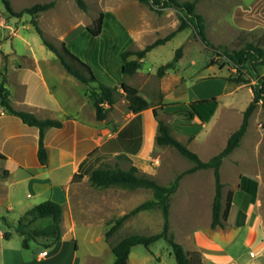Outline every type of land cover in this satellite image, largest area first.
<instances>
[{
  "label": "rangeland",
  "instance_id": "1",
  "mask_svg": "<svg viewBox=\"0 0 264 264\" xmlns=\"http://www.w3.org/2000/svg\"><path fill=\"white\" fill-rule=\"evenodd\" d=\"M9 1L16 11H20L37 3L54 0ZM84 1L87 10L81 9L76 0H58L53 9L40 13L38 20L46 39L58 48L65 43L74 54L91 66L98 82L114 85L117 88V103L109 110L105 125L116 132L133 117L128 111L129 102L121 90V82H125L140 90L141 94L150 101L151 106L156 107L158 118L170 125L171 133L197 152L202 160L208 161L220 153L225 148L229 136L243 121L244 111L253 98L251 87L257 82V76H251L249 69L244 75L237 74L234 65L227 62L220 52L204 44L192 28L179 32L168 43L148 53L142 68L137 73L124 75L121 71V52L143 49L146 45L173 32L180 22L177 10L168 7L159 12L137 0ZM196 10L205 18L206 34L214 45L240 49L246 43H254L264 47V28L258 26L257 29L249 30L248 23L242 21L244 17L240 18L239 14L234 15L235 11L243 12V16L254 14L255 8L249 5V0H242L240 3L236 0H198ZM101 16L103 17L101 34L94 37L88 27L96 30V21ZM0 20H5L0 22V82L6 65V73L8 74L9 67L11 78L6 86L12 94L15 106H19L16 103L17 80L29 73L27 69L34 66V61H39L48 75L49 82L51 84L57 82L59 85L57 95L61 102L73 108V97L90 87L78 82L65 70L58 57L44 44L42 36L31 23L32 16L29 14H24L20 18L11 16L7 13L4 0H0ZM179 47H182V56L177 68L168 70L160 77L158 68L171 61ZM20 65L24 67L19 70ZM263 74L264 66H261L259 75ZM66 77H70L73 79L71 81L75 82L67 80ZM238 77L249 79V83L237 82ZM28 84L26 82V88H31ZM33 89L40 99L44 98L43 93L39 94L37 87L32 86ZM213 97L219 98V106L212 118L191 141L189 134L179 127L183 118L178 115H168L160 108L162 103L188 102ZM148 111L139 120L144 128L153 126L154 133L156 131L157 134L158 122L153 115V108ZM129 131L130 127L121 138H124ZM138 136H135L133 143L139 148L142 141L140 135ZM144 137L147 154L137 161L140 167L139 174H145L160 184L170 185L179 174L194 166V162L183 156L175 147L158 145L153 137L149 141L146 139V134ZM110 156L103 154L99 158L101 162L98 167L109 165L112 168L129 169L132 166L131 159L127 156L122 158L115 156L111 160ZM221 176L224 183L223 203H226L229 191L236 194L231 222L241 223V228L229 230V232L235 231L233 233H236V236L233 242H224V247L233 261L238 264H264V110L261 103L250 118L249 128L241 145L224 159ZM241 176H246L250 180L247 189L250 190V200H246L243 204ZM251 180H257L258 190L255 189V182ZM180 183L177 196L172 197L170 217L171 230L178 240L187 238L196 231L206 232L210 228L215 196L213 170L208 168L188 173L182 177ZM103 189L106 188L95 187L89 180L82 182L79 187L80 191L87 193L86 195H92ZM114 189L130 191L122 187ZM130 193L132 196L128 197L129 206L146 201L153 195V191L147 188L132 190ZM241 204L242 210L238 212ZM252 207L256 221L261 224L258 226L261 230L259 240H262L260 248L257 247L258 242L254 240L246 242L251 226L254 228L258 225L256 221L252 223L253 219L249 213ZM133 221L127 229L119 230V237L160 232L163 226L162 211L155 208L148 212V215L138 223L140 224L138 228L135 227V220ZM1 225H4L2 220H0ZM83 232L79 230V257L84 258L90 250H96L101 253L103 264H108L109 258L114 262L115 256L109 252L104 240L98 246L85 244L82 240ZM45 243L44 240L32 239L29 243L30 248L24 249L21 235L15 233L8 243L6 264H25L27 257L30 259V264H42L37 260L40 252L46 249L51 253L55 249L54 246L48 247ZM137 249L143 252L146 247L139 245ZM151 250L155 254L164 252L168 264H177L172 247L165 240L154 243ZM1 260L0 256V264ZM70 263L71 258L67 257L63 264ZM146 264H156V260Z\"/></svg>",
  "mask_w": 264,
  "mask_h": 264
},
{
  "label": "crops",
  "instance_id": "2",
  "mask_svg": "<svg viewBox=\"0 0 264 264\" xmlns=\"http://www.w3.org/2000/svg\"><path fill=\"white\" fill-rule=\"evenodd\" d=\"M236 2L240 3L242 0H236ZM249 5L255 8L254 14L243 16V12L235 11L234 15L239 14L240 18L247 19L264 14V0H249ZM3 21L5 20H0V22ZM257 28L259 27L254 29ZM9 54L11 56V53ZM23 67L20 65L18 69ZM27 70L29 73L20 77L16 82L18 88L16 103L19 106H15L10 93L13 107L17 110L31 112L40 119H59L63 122V126L46 130L44 145L48 159L47 163L42 165L38 157L39 128L25 124L20 118L0 107V154L4 156L3 159H0V220L4 223L0 226L1 264L7 263L6 254L9 249V241L13 239L15 233L20 234L15 229L19 219L28 210L47 200H54L63 207L60 223L61 239L53 245L55 249L51 253L46 250L47 255L43 256L44 250L41 251L37 260L42 264H63L64 260L69 257L71 258L70 264H103L101 253L96 250H90L84 258L79 257V230L84 231L82 240L85 244L98 246L104 240L108 245L109 252L113 254L112 246L124 238L118 236L119 230L127 229L129 224L134 222L133 220H135V227L138 228L140 226L138 223L154 209L143 210L132 215L107 239L106 232L111 226V221L130 212L144 201L135 206H129L128 197L132 196L130 193L132 190L111 187L97 191L92 195H86L87 193L80 191L79 187L100 165L99 158L105 153L111 155L110 160L118 154L124 153L131 159L132 166L140 169L137 161L147 154L144 147V136L146 134V139L149 141L152 137L155 139L156 136L153 126L144 128L139 120L149 111L145 110L139 116L130 112L133 117L114 132L113 128L105 125L107 118L103 121L97 119L95 108L88 96V90H82L75 95L72 101L74 106L70 108L59 99L57 95L59 85L57 82L52 84L49 82L48 75L39 61H34V66ZM66 78L70 81L73 80L70 77ZM10 80L8 67L5 85ZM26 82L31 85V88H26ZM32 86L37 87L39 94L43 93L44 98L40 99L37 92L32 90ZM104 107L108 108L109 105L104 104ZM130 121H132L130 131L124 135V138H121L120 131ZM138 135L142 141L139 148L133 143L135 136L139 137ZM105 146L106 149H104ZM76 174L83 177L75 181ZM256 181L252 182H255V189L258 190L259 184ZM180 186L173 198L177 196ZM242 191L244 192L241 200L243 204L249 199L250 190L242 188ZM235 202L236 194L234 193L228 225L225 229L221 227L213 229L210 223V228L206 232L196 231L193 235L184 237L182 240H178L174 234L176 241L178 240L187 252H199L203 264H238L233 261L234 259L227 253L223 244L224 242L231 243L235 239L236 233H233L235 231L229 232L230 229L241 228V223L231 222ZM242 204L238 208V212L242 210ZM249 213L253 219L252 223L255 222L254 207ZM256 224H258L257 227L251 226L246 242L254 240L256 243L258 242L257 247L260 248L262 240H259L261 230L258 226L261 224L257 221ZM6 232H11L9 238L5 237ZM21 237L23 243L24 236L21 235ZM39 240H44L45 244L51 242L48 238ZM138 246L132 248L128 264H146L152 260H156V264H168L164 252L155 254L151 250V246L146 247L142 252L137 249ZM169 255L172 254L169 253ZM25 264H30L29 257L25 258ZM108 264H113L112 258H109Z\"/></svg>",
  "mask_w": 264,
  "mask_h": 264
},
{
  "label": "trees",
  "instance_id": "3",
  "mask_svg": "<svg viewBox=\"0 0 264 264\" xmlns=\"http://www.w3.org/2000/svg\"><path fill=\"white\" fill-rule=\"evenodd\" d=\"M137 1L148 4L150 7L159 12L165 8L172 7L177 10L180 22L178 27L173 32L164 38H159L146 45L143 49L122 51L120 54L122 59V74L134 75L142 68L143 61L148 53L156 47L168 43L179 32H182L187 28H192L204 44L220 52L221 56L226 59L227 62L234 65V68L237 70V74L244 75L246 74L247 69H249L251 76H257V82L252 84L251 87L253 98L244 111V117L240 127L229 136L225 148L208 161L202 160L197 152L190 149L171 133L170 125L158 118V111L156 107L151 106L150 101H148V99L141 94L137 87L121 82L122 93L129 102V109L132 113L139 116L143 111L153 108V115L158 122L157 134L155 138L156 143L161 146L175 147L183 156L194 162V166L179 174L170 185L160 184L158 181L145 174H139V168L136 166L124 169L121 167L112 168L109 165H104L94 169L88 178L91 185L98 188L122 187L130 190L147 188L153 191L152 198L136 206L125 215L111 221V226L106 232L107 239H109L122 226L124 221L132 215L143 210H152L155 208H159L162 211L163 226L160 232L151 235H129L124 237L116 245L112 246V252L115 256L113 264H128L129 256L133 247L143 245L149 248L152 244L160 240H165L172 247L173 255L177 264H203L200 253L187 252L184 246L175 239V235L170 227L172 197L177 192L180 186V181L184 175L198 170L211 168L215 178V196L212 206L211 227L213 229L226 227V221L232 207L234 192H228L226 203L224 204V183L222 182L221 167L224 159L241 145L242 139L246 135L249 128L250 118L256 107L261 103L264 110V74L259 75V67L264 66V47L257 46L254 43H246V45L240 49H230L223 45H214L211 43L206 34L205 18L196 10L198 0ZM57 2L58 0L48 3H37L30 7L23 8L20 11H16L12 7L9 0H4L7 13L11 16L18 18L22 17L24 14L32 16L31 23L42 36L44 44L58 57L65 70L78 81L90 87V89H88V96L95 108L96 117L98 120L103 121L107 118L109 110L117 103V88L114 85H106L98 82V78L94 75L89 64L74 54L65 43L62 44L61 48H58L55 44L46 39L43 30L39 25V14L53 9L57 5ZM76 2L81 9L87 10V4L84 0H76ZM102 18L103 17L101 16L97 19L96 30L88 27V30L94 37H98L101 34L103 24ZM242 21L248 23L247 27H249V29H254L258 26L264 27V14L242 19ZM181 56L182 47H179L176 50L173 59L158 68V75L162 77L168 70L176 69ZM6 72L7 67L5 65L2 72V80L0 82V107L12 115L20 118L25 124L39 128L40 137L38 157L40 163L45 165L48 159L47 151L44 145L45 132L48 128H61L63 126V122L54 119H40L31 112L15 109L11 103L10 92L5 85L7 81ZM236 81L249 83V79H244L243 77H238ZM219 103V98L213 97L193 100L190 102L162 103L160 108L168 115H178L183 118L179 127L183 128L184 131L189 134V141H191L203 128L204 124L207 123L215 114ZM104 104H108L109 107H104ZM196 119H199L200 121L198 122ZM131 123L132 121H130L120 131V136L127 131V129L131 126ZM104 149H106V146ZM117 156L119 158L126 157L124 153L118 154ZM3 158L4 156L0 154V159ZM82 177V175L76 174L74 176V180L76 181L78 178ZM249 185L250 180L245 176H241L240 187H246L245 189H248ZM62 215V205L54 200L44 201L28 210L19 219L17 225L15 226L16 231L24 236L22 243L23 247L25 249H29L30 241L32 239L37 240L40 238H48L51 240L49 244H46L48 247H52L56 244L61 239L60 223ZM10 235L11 232L5 233L6 238H9Z\"/></svg>",
  "mask_w": 264,
  "mask_h": 264
},
{
  "label": "built area",
  "instance_id": "4",
  "mask_svg": "<svg viewBox=\"0 0 264 264\" xmlns=\"http://www.w3.org/2000/svg\"><path fill=\"white\" fill-rule=\"evenodd\" d=\"M129 112H131L130 109H129ZM42 255H43V256L47 255V251L44 250V251L42 252Z\"/></svg>",
  "mask_w": 264,
  "mask_h": 264
}]
</instances>
